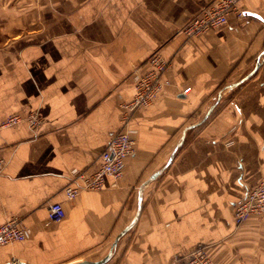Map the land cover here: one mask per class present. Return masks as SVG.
<instances>
[{"label":"crops","instance_id":"obj_1","mask_svg":"<svg viewBox=\"0 0 264 264\" xmlns=\"http://www.w3.org/2000/svg\"><path fill=\"white\" fill-rule=\"evenodd\" d=\"M211 1L0 0V121L21 118L0 128V223L16 215L29 231L0 245V264H183L200 244L215 264H264L263 221L233 217L264 180V0H239L259 17L236 28L184 35ZM154 51L172 82L131 112L122 176L67 200L70 170L97 167L134 94L130 73ZM57 201L65 216L48 222Z\"/></svg>","mask_w":264,"mask_h":264},{"label":"built area","instance_id":"obj_2","mask_svg":"<svg viewBox=\"0 0 264 264\" xmlns=\"http://www.w3.org/2000/svg\"><path fill=\"white\" fill-rule=\"evenodd\" d=\"M239 0H212L201 10L191 16L181 27L180 31L186 36L200 35L218 26L238 27L245 23L247 13L238 5ZM233 16V19H231ZM171 63L159 52L154 51L142 63L133 68L130 77L134 81L133 96L121 104L123 114L120 129L114 131L104 149H102L97 167L91 171L72 168L69 172V183L64 186L63 193L67 200L75 198L80 191L99 190L106 176L120 179L123 174L125 160L135 152L134 130L129 126V117L139 106L149 105L159 91L171 84L169 76ZM189 87L184 88L187 92ZM20 116L12 114L0 121V128L12 126L20 120ZM26 121L33 131H36L40 119L35 113L26 116ZM3 158L0 157V165ZM245 194L236 201L233 207L235 225H239L248 216H257L264 223V180L246 188ZM47 208V221H60L65 216V208L60 201L50 202ZM27 226L18 216H10L0 223V245L24 240L28 236ZM179 264L178 261H175ZM5 264H19L16 259H10ZM183 264H215L208 249L200 244L184 256Z\"/></svg>","mask_w":264,"mask_h":264},{"label":"water","instance_id":"obj_3","mask_svg":"<svg viewBox=\"0 0 264 264\" xmlns=\"http://www.w3.org/2000/svg\"><path fill=\"white\" fill-rule=\"evenodd\" d=\"M247 14H249V15H253V16H256V17H259V15L258 14H256V13H254V12H247ZM257 67V66H256ZM254 70H255V68H254ZM253 70V71H254ZM253 71H251V73L253 72ZM250 73V74H251ZM250 74H247V76H246V78L248 77V76H250ZM193 128V125H188V126H186L185 128H184V130H183V132H182V137H184L185 135H186V133L190 130V129H192ZM175 149L173 150V152H172V154L169 156V158H168V160L166 161V164L164 165V167H166V166H168L169 165V162H170V160L172 159V157H173V155L179 150V144H177L175 147H174ZM158 172L156 171L153 175H151V178H154V176H155V174H157ZM140 200H141V196H139V201H138V210H137V214H138V212H139V210H140ZM115 242H116V239H115ZM115 242H113V243H115ZM101 262H102V260L101 261H92V260H75V261H73L71 264H101Z\"/></svg>","mask_w":264,"mask_h":264}]
</instances>
